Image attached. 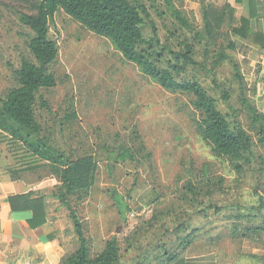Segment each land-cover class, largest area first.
<instances>
[{
  "label": "rangeland",
  "instance_id": "374dc122",
  "mask_svg": "<svg viewBox=\"0 0 264 264\" xmlns=\"http://www.w3.org/2000/svg\"><path fill=\"white\" fill-rule=\"evenodd\" d=\"M34 1L0 0V105L18 86L15 72L22 60L33 59L28 48L33 34L20 17L34 13ZM139 1L150 9L162 46L178 51L186 41L195 48L197 64L188 66L179 78H197L218 99L220 110L249 131L257 154L264 157L234 76L236 52L227 49L229 58L214 66L219 49L233 39L230 26L224 25L218 45L207 44L196 35L204 26L202 7L174 0L194 27L190 30L176 21L164 0ZM151 26H144L147 39L153 36ZM50 36L59 47L51 66L57 84L40 90L35 114L42 137L70 158L93 155L97 160L89 195L70 200L83 223L91 255L99 254L115 237L119 264H157L155 255L165 249L182 252L190 240L191 252H214L220 264H264V228L243 234L245 227H264V211L257 210L264 200L260 161L238 173L229 160L217 158L197 130L199 112L193 96L165 90L126 61L107 38L63 10L51 20ZM163 58L172 55L164 51ZM221 90L229 91L228 101L222 99ZM245 92L254 102L253 91ZM122 148H130L134 159L118 160ZM3 181L24 186L18 191L45 197L51 234L64 251L60 264L78 248L69 210L54 198L62 184L61 167L39 159L0 131ZM117 197L127 204L126 215Z\"/></svg>",
  "mask_w": 264,
  "mask_h": 264
},
{
  "label": "trees",
  "instance_id": "16d2710c",
  "mask_svg": "<svg viewBox=\"0 0 264 264\" xmlns=\"http://www.w3.org/2000/svg\"><path fill=\"white\" fill-rule=\"evenodd\" d=\"M240 2V0H238ZM167 9L176 21L187 29L194 30L182 11L175 6L174 0H164ZM34 13H23L20 21L29 27L32 37L28 48L33 59H23L15 74L18 86L13 88L0 105V131L11 135L21 142L36 157L61 167L62 184L58 186L54 198L69 210V216L78 240V248L65 256L60 264H119L120 247L115 237L107 241L104 249L96 256L91 255L90 245L85 235L83 223L71 204V199L86 198L95 185L98 163L93 155L72 159L61 149L41 135V126L36 119L35 106L37 96L42 89L56 86L57 79L51 72L52 64L59 54L58 42L50 36V22L59 10L82 24L89 31L107 38L123 58L135 64L140 71L167 91L186 93L193 96L192 104L199 112L197 130L203 140L212 148L217 158L227 159L234 169L241 173L246 165L257 161L264 166V157L256 152V144L249 131L239 122L232 121L223 113L218 99L211 95L197 78L180 79L188 66L197 64L195 48L190 43H181L182 50L164 47L158 36L155 23L150 20V9L139 0H35ZM203 29L196 31L199 39L207 44L218 45L225 24L230 26L232 36L238 32L235 25V9L227 5L218 8L202 3ZM160 15L163 12L159 13ZM150 23L153 36L147 39L144 26ZM227 49L236 51L233 39L226 47L219 49L214 66L229 58ZM168 51L172 58H163ZM234 76L242 91V102L253 126L258 130L257 143L264 146V112L247 97L250 90L237 61L233 62ZM217 84V83H216ZM219 87V85L217 84ZM255 95V90L251 89ZM245 92V93H244ZM224 101L230 99L228 90H221ZM234 112V111H233ZM130 148H122L118 160L134 159ZM44 196L33 192L18 194L8 198L12 211H32L28 220L31 228L40 227L48 222V213ZM121 213L126 215L127 204L123 197H117ZM264 211V200L257 208ZM264 227H245L247 233H258ZM191 245L189 240L182 252L171 253L165 249L161 255H155L157 264H183L181 255Z\"/></svg>",
  "mask_w": 264,
  "mask_h": 264
},
{
  "label": "crops",
  "instance_id": "0c3cea01",
  "mask_svg": "<svg viewBox=\"0 0 264 264\" xmlns=\"http://www.w3.org/2000/svg\"><path fill=\"white\" fill-rule=\"evenodd\" d=\"M193 8L202 3L235 9L233 35L236 58L249 88L255 90L254 102L264 112V0H186ZM12 181L0 182V264H59L64 251L51 234L50 221L31 228L32 211H12L10 196L24 193ZM27 193V192H26ZM183 264H220L214 252L181 255Z\"/></svg>",
  "mask_w": 264,
  "mask_h": 264
}]
</instances>
